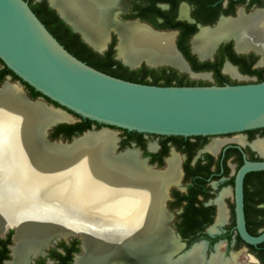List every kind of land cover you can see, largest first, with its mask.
Segmentation results:
<instances>
[{
	"label": "bare ground",
	"instance_id": "6f19581e",
	"mask_svg": "<svg viewBox=\"0 0 264 264\" xmlns=\"http://www.w3.org/2000/svg\"><path fill=\"white\" fill-rule=\"evenodd\" d=\"M48 1L97 49L104 47L110 31L116 33L117 56L126 64L145 59L150 65L168 64L185 70L175 53L173 34L153 33L138 24L117 22L118 0ZM228 37L235 38L238 51H264V14L239 15L235 21L201 30L193 39V49L205 57L216 42ZM21 103L20 88L6 82L0 92V224L9 220L17 224L10 264H26V254L53 230L71 228L94 236L100 233L96 227H103L107 235L118 236L122 245L132 251L139 247L145 256L137 264H202L200 246L178 262L169 261L171 249L179 247L165 229L167 218L161 199L166 186L178 176L175 156L168 160L163 172L150 171L131 150L115 155L118 138L108 130L75 139L68 152L46 153L39 145L42 126L47 122H67L71 117L41 103L25 110ZM255 147L264 153V143ZM66 178L64 184L59 182ZM39 189L48 190L41 194L46 202L57 201L62 208L73 210L74 215L53 211L51 218L43 219L31 208ZM90 235L83 236L76 264H99L93 258L95 252L103 257V244L93 241ZM235 257L223 260L215 255L208 264H234Z\"/></svg>",
	"mask_w": 264,
	"mask_h": 264
},
{
	"label": "flooded vegetation",
	"instance_id": "af4514ba",
	"mask_svg": "<svg viewBox=\"0 0 264 264\" xmlns=\"http://www.w3.org/2000/svg\"><path fill=\"white\" fill-rule=\"evenodd\" d=\"M41 1H45L49 7L47 0H34V3ZM118 4L115 18L117 20L118 17L117 22H130L154 31L173 34V44L180 53L178 57L185 68L184 71L172 65L148 68L143 63L138 69L131 70L115 59L118 37L110 31L106 52L112 48V60L120 62L130 71H138L143 67L154 70L156 73L153 76L159 79V83L171 78V84L174 85L179 82H192L194 86L264 82V58L261 59L254 51H238L234 37H228L227 41L222 42L212 56L200 57L192 45L193 39L201 30L214 29L222 22L235 21L239 15L247 17L256 12L264 14V0H118ZM52 10L63 21L57 11ZM63 23L68 26L64 21ZM70 30L72 31L71 28ZM75 34L80 38L79 33ZM1 68L0 64V70ZM199 68L201 70H197ZM193 73L207 75L206 78H193ZM145 75L144 79L152 82V76L146 72L129 77L141 79ZM8 77L9 84L14 81L11 76H6L0 86L8 82ZM23 87L30 98L28 90L24 85ZM79 122L80 119L74 116L70 122L57 126ZM102 128L104 127L101 125L92 124L89 130ZM118 131L117 152H135L150 171L163 172L168 160L174 156L178 161V176L174 183L171 181L166 186L161 199L164 217L167 218L165 229L171 235L169 239L175 240V246L179 247L177 250L171 249V263L188 257L193 248L200 246L202 264H208L215 255L223 260L236 256L234 264H264V242L257 246L245 244L238 235L235 222L236 175L246 162L264 161V153H260L255 147L258 143H264V129L190 138L150 134L129 137L123 130ZM56 139L67 140L63 135ZM242 202L246 231L252 236H258L264 232V171L248 172L244 176ZM14 234L13 229H8L4 237H0V264H10L13 261L11 246ZM103 239V257L93 253V258L99 264H137L140 257L145 256L139 247L132 251L123 246L116 235H104ZM81 253L82 243L76 236L50 246L44 253L29 259V264H76V258Z\"/></svg>",
	"mask_w": 264,
	"mask_h": 264
},
{
	"label": "water",
	"instance_id": "95a60500",
	"mask_svg": "<svg viewBox=\"0 0 264 264\" xmlns=\"http://www.w3.org/2000/svg\"><path fill=\"white\" fill-rule=\"evenodd\" d=\"M47 2L73 32L80 34L84 44L100 55L106 52L110 38L104 43L103 48H95L57 8L48 0ZM148 29L154 33H166ZM228 39L216 42L208 55L212 56L218 46ZM118 43L119 40L115 46V59L131 70L138 69L143 63L148 68L168 66V64L150 65L145 59L134 60L133 64L128 65L117 56ZM173 47L180 57L174 44ZM251 51L254 50L249 49L245 53ZM254 53L261 56V59L264 58V51H254ZM0 61L19 79V83L28 85L40 94L39 98L31 99L20 84L16 85L21 90V106L25 110L33 108L35 103H41L47 108L69 115L71 119L78 116L104 127L100 130L85 131L71 140H51L49 138L51 131L62 123L47 122L42 126V140L39 144L46 153L68 152L73 149L72 143L75 139L90 132L97 133L108 129L183 138L212 137L264 129V82L222 86L162 87L112 77L72 56L46 29L25 0H0ZM205 75L207 74H192L200 78L202 76L206 78ZM9 80L10 77L7 78L8 83ZM5 83L0 86V92ZM45 99L50 101L52 106L48 105ZM118 141L113 150L115 155L121 154L117 152ZM6 162L9 161L6 159ZM253 171H264V161L246 162L236 175L235 222L240 239L247 245L257 246L264 242V232L252 236L246 231L242 202L243 178L248 172ZM59 182L64 184L67 178ZM47 191L45 189L35 191L37 192L35 203L33 202L35 205L34 207L33 204L31 205V208L37 210L43 219L51 218L49 214L53 211L71 212V215H74L73 210L62 208L57 201L46 202V199H42L41 194ZM48 210L52 212H47ZM96 228L100 233L94 236L84 230L77 231L71 228L51 231L26 254V264H29V259L44 253L61 240L68 241L77 236L83 244V236L87 234L93 241L104 242V235H107L105 230L103 227ZM8 229H13L15 232L14 244L17 233V224L14 220L0 224V237H4ZM12 247L13 245L11 249Z\"/></svg>",
	"mask_w": 264,
	"mask_h": 264
},
{
	"label": "trees",
	"instance_id": "16d2710c",
	"mask_svg": "<svg viewBox=\"0 0 264 264\" xmlns=\"http://www.w3.org/2000/svg\"><path fill=\"white\" fill-rule=\"evenodd\" d=\"M28 2L29 7L34 12V14L38 17V19L44 24L46 29L53 35V37L75 58L85 63L86 65L104 73L110 75L112 77L118 79H128L126 81H130L138 84H146V85H154V86H194V83H182L179 82L177 85L171 84L172 79L164 80V83H159V79L155 78L153 75L156 73L154 70H148L144 67L138 71H130L128 68L124 67L120 62L112 60V48L109 49L104 55H99L93 52L86 44H84L79 36L73 33L68 26H66L63 21H61L57 14L50 9L45 1H41L39 3H34V0H25ZM60 24V25H59ZM2 66L0 70V82L6 77L11 76L12 80L19 81V79L9 71L3 63L0 61ZM202 67V66H201ZM205 68V66L203 67ZM201 70V68L197 69ZM146 72V74H150L152 76V82H148L144 79L143 76L141 79H132L129 76L137 75L138 73ZM262 80V79H261ZM29 92V96L31 99H36L40 97V94L34 91L28 85L22 83ZM218 86H222L219 84ZM48 103H51L47 99H45ZM52 104V103H51ZM79 118L78 116H76ZM80 119V122L74 125H60L54 128L52 131L50 138L55 140L59 135H63V137L67 140H70L73 136L82 134L86 130H89L92 124H96L89 120ZM126 135L129 137L133 136H141L135 132H127L124 131Z\"/></svg>",
	"mask_w": 264,
	"mask_h": 264
},
{
	"label": "rangeland",
	"instance_id": "374dc122",
	"mask_svg": "<svg viewBox=\"0 0 264 264\" xmlns=\"http://www.w3.org/2000/svg\"><path fill=\"white\" fill-rule=\"evenodd\" d=\"M194 80V79H193ZM12 82V85H18V84H20L21 86H22V88H24L23 87V85L21 84V83H19L18 81H11ZM18 87V86H17ZM48 105H51L50 103H48ZM52 106V105H51ZM108 129V128H107ZM111 131V132H113V133H116L117 134V138H118V135H120V134H118V133H120V132H118V131H114V130H111V129H108V131ZM34 143H35V141H34ZM36 143H37V141H36ZM34 149H35V147H34Z\"/></svg>",
	"mask_w": 264,
	"mask_h": 264
}]
</instances>
